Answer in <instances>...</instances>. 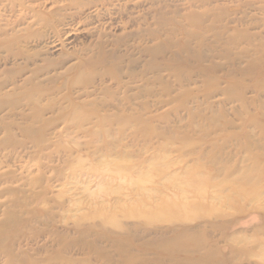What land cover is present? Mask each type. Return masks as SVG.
<instances>
[{"label":"rangeland","instance_id":"obj_1","mask_svg":"<svg viewBox=\"0 0 264 264\" xmlns=\"http://www.w3.org/2000/svg\"><path fill=\"white\" fill-rule=\"evenodd\" d=\"M54 1L36 0L41 15L25 14L13 31L23 0L0 4V28H11L0 35V264H264V80L240 74L259 55H241L246 42L226 52L222 29L233 19L264 22V0H105L76 19L81 5ZM50 18L62 31L51 63L36 57L15 78L23 60L4 57L45 52ZM185 30L203 55L190 63ZM100 39L124 60L91 76L81 48ZM156 43H172L158 71L145 52ZM42 64L48 70L25 85ZM251 72L264 78V65ZM39 81L60 88L34 89ZM15 87L31 97L3 100ZM81 231L91 248L66 247ZM114 239L133 251H111L105 262L93 250Z\"/></svg>","mask_w":264,"mask_h":264},{"label":"bare ground","instance_id":"obj_2","mask_svg":"<svg viewBox=\"0 0 264 264\" xmlns=\"http://www.w3.org/2000/svg\"><path fill=\"white\" fill-rule=\"evenodd\" d=\"M54 3L55 2H58V1H54L52 0ZM100 1H105V0H95L94 2H89V3H86V1L84 2V0H68V2L66 3L67 6L69 7H75L76 5L77 6H82L80 7L81 9L76 12V14H72V17L73 19H76L75 17L78 16L80 13H83L85 10H88L90 9V6L91 5H95L97 6L98 4H101V3H104V2H100ZM36 3V0H23L22 4H23V10H25L26 12L22 13L23 15H20L21 17L17 18L16 20H13V22L11 23L12 24V29L9 28L8 26L6 27V25H2L1 28H0V35H6L8 33H10V29L11 31H13L16 26L18 25H21L22 23H24V18L23 16L26 14H30V13H33L34 15L36 16H40L41 15V7H40V4H35ZM0 4H2V6L5 8L7 7V4L4 3V0H1ZM13 5V4H12ZM12 7V6H11ZM264 7V6H263ZM45 11V10H44ZM224 18L226 16V12H223V15H222ZM91 16L88 15L86 16L85 18L89 19ZM82 18V17H81ZM196 18V15H190V19L193 20ZM218 17H216L217 19ZM67 19V18H66ZM68 20V19H67ZM74 22L76 20H73ZM200 22L199 19H195V23L198 24V22ZM245 20L239 18V19H233L232 21H230L229 23H232L233 25H229V23H226L224 26H222L223 28V32H225L227 37H228V43L229 45L227 44V46L225 47V50L226 52H229L231 49H230V45H239V44H242L243 42H246L248 43L246 47H242L241 48V55H245L247 54L248 52H250L251 50H254L257 55H259V57L257 59H254L252 58L250 61H248L247 63V69H241V73L240 74H249V81H255V78H257L255 84L260 86L261 84V81L264 80L263 78V74L262 72L260 73V75H255L251 78V75L253 74L252 71V68L255 66V64L257 65H261L263 66L264 65V42H262L264 39V35L263 33H255V30L254 31H251L252 28H258L260 26H262L264 28V22H263V19H257V18H252L251 20L248 21L247 24H245L244 22ZM62 21H59V23L61 24ZM77 23H80V21H78ZM46 27H48L50 29V31L52 32V37L54 38L53 40H51V36L48 37V40L46 41L47 44H49L48 46V49L45 51V52H39L37 54H30L29 52L27 51H18V52H9L8 56L7 57H4V61L5 63H10L11 61H18V60H23L24 62V65L23 67H20V69H18L15 74V78H16V75L18 76L20 73L24 72L25 69H27V67L31 64V63H34L35 60H36V57H39L40 60L44 63V64H49L51 63L52 61V57L50 55V51L49 49L51 50V48H53L54 46H56L55 44H53L54 42H59L61 40V36H62V31L56 26V24L54 25V23L51 24V18L50 20H46ZM63 25H65L63 22H62ZM214 26V25H213ZM186 33V40L183 42V44L180 46V49L183 50V51H187L188 52V58L186 60V62H189L190 63V59L192 57H202L203 55H201V53H198V52H194V51H191L190 49V46H189V42H188V36H195L196 34H193V33H190L189 31L185 30L184 31ZM264 32V31H263ZM217 33V32H216ZM220 33V32H219ZM200 35V34H199ZM44 37L43 33L41 34H38V40H41L42 38ZM47 37V36H46ZM198 38V37H197ZM25 40V39H23ZM201 42H203L202 38L199 39ZM257 40V41H256ZM199 42V43H201ZM50 44H51V47H50ZM108 40H104V39H100L98 42H95L94 44H85L83 45V47L81 48V53L82 52H87V54L89 53L90 56L88 57H84V60H81V62L84 63V65H88L90 67H94L93 70H91V76L95 75L96 74V68L97 66H103V67H110V68H113V67H119V61L120 62H123L122 60H124V55L123 54H120L118 52V54L114 55L112 53H109L110 51L107 50V47H108ZM172 44V43H171ZM171 44H167V45H162L161 43H156L154 46L152 47H149V48H146L145 49V52H147L150 56H151V60H150V63H149V69H152V70H159V68H163L161 62L159 61L158 59V56L159 54H164V53H167L172 45ZM114 45V43H113ZM231 55V53H230ZM191 56V58H190ZM246 56V55H245ZM113 59V60H112ZM180 60V57L178 58H175L173 56L172 58V64H176L178 63V61ZM188 63V65H190ZM44 64L34 68L32 70V76H28L27 78H25L24 80V84L28 86V84H32L33 82V77L35 78H39V76L41 74H43L44 72H46V69L48 70V68L46 66H43ZM49 67V66H48ZM168 67V66H167ZM240 67V66H239ZM215 69V66L213 67ZM84 72L81 71L79 73V76L78 77L80 79V81H82L81 79H83L84 77ZM103 75H107L109 76L110 74V77H112V79L116 80L119 84H120V78H121V75L118 74V73H115V72H112L111 70H108V68H106L105 71L102 72ZM101 73V74H102ZM100 74V73H99ZM239 74V73H238ZM57 75H51L50 77L47 78V80H50L52 78V82H54V78H56ZM183 78L182 74H180V76L178 77V80L181 81V79ZM187 79L189 78V76L187 75L186 77ZM251 78V79H250ZM242 79H245V78H242ZM247 79V80H248ZM79 81V80H78ZM90 81V79L87 81L84 80L85 83L88 84V82ZM246 81V79H245ZM7 83V81H5ZM5 82L2 83V85L4 86L5 85ZM12 82V81H11ZM14 83V81L12 82ZM260 83V84H259ZM47 86V88L52 91H56V86H50V85H46L44 84L43 81H39V82H36L34 83V89H44L45 87ZM71 86V85H70ZM125 85L121 84L119 87L120 88H123ZM44 87V88H43ZM243 88L245 87V85L242 86ZM60 88V87H59ZM58 88V89H59ZM69 89H71V87H68ZM259 88H262V87H259ZM25 90L22 91L21 89H18V87H15L13 89L12 92H7V93H4L3 94V100L7 99V98H11V97H14L15 98V104H18V102L21 100V99H24V98H29L31 97L28 93H29V89L28 88H24ZM57 89V90H58ZM9 96V97H8ZM83 105H78V107H76L75 109V114L76 116L80 115L82 117L83 115ZM73 113V112H72ZM80 118V117H79ZM250 137V136H249ZM256 157V156H255ZM264 162V160H263ZM60 239H66V236L65 235H60ZM120 239V237H119ZM116 240L114 239L113 241H109L111 242L110 245H108V247H99L97 246L96 249L93 250V252L96 254V255H106L107 259H105V262L109 261L111 262L112 260L110 259L113 255L110 254L111 251H126V252H132L133 251V248L132 246H129L125 243H122L120 242V240ZM72 245H75L77 247H83V248H91V239L89 238V235L87 233V231H81L78 233L77 236L75 237H72V238H69L66 242H65V246L66 247H69V246H72ZM140 259L138 258L137 260H135L133 263H141V264H152L151 261L149 260H143V261H139ZM132 261V260H131ZM122 262V263H121ZM129 260H126V261H112L111 263L112 264H128Z\"/></svg>","mask_w":264,"mask_h":264}]
</instances>
